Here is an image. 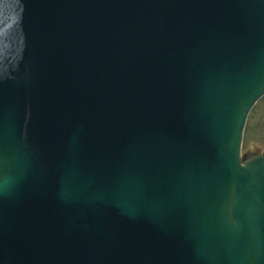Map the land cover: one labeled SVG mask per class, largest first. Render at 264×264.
I'll return each instance as SVG.
<instances>
[{
	"label": "water",
	"instance_id": "95a60500",
	"mask_svg": "<svg viewBox=\"0 0 264 264\" xmlns=\"http://www.w3.org/2000/svg\"><path fill=\"white\" fill-rule=\"evenodd\" d=\"M264 0H0V264H264Z\"/></svg>",
	"mask_w": 264,
	"mask_h": 264
},
{
	"label": "rangeland",
	"instance_id": "374dc122",
	"mask_svg": "<svg viewBox=\"0 0 264 264\" xmlns=\"http://www.w3.org/2000/svg\"><path fill=\"white\" fill-rule=\"evenodd\" d=\"M264 150V97L250 111L243 135L241 153L244 156Z\"/></svg>",
	"mask_w": 264,
	"mask_h": 264
},
{
	"label": "bare ground",
	"instance_id": "6f19581e",
	"mask_svg": "<svg viewBox=\"0 0 264 264\" xmlns=\"http://www.w3.org/2000/svg\"><path fill=\"white\" fill-rule=\"evenodd\" d=\"M243 144V143H242Z\"/></svg>",
	"mask_w": 264,
	"mask_h": 264
}]
</instances>
